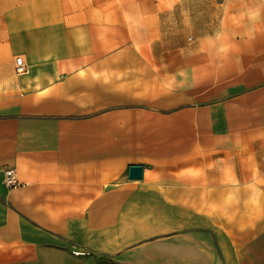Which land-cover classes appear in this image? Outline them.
Instances as JSON below:
<instances>
[{"label": "crops", "instance_id": "crops-1", "mask_svg": "<svg viewBox=\"0 0 264 264\" xmlns=\"http://www.w3.org/2000/svg\"><path fill=\"white\" fill-rule=\"evenodd\" d=\"M95 257L264 264V0H0V264Z\"/></svg>", "mask_w": 264, "mask_h": 264}, {"label": "built area", "instance_id": "built-area-1", "mask_svg": "<svg viewBox=\"0 0 264 264\" xmlns=\"http://www.w3.org/2000/svg\"><path fill=\"white\" fill-rule=\"evenodd\" d=\"M16 64V72L21 73L24 70V66L21 62L20 58L15 60ZM4 182L8 187H15L20 185L17 179L15 178V170L11 168H7L4 170ZM78 254V252H77Z\"/></svg>", "mask_w": 264, "mask_h": 264}, {"label": "water", "instance_id": "water-1", "mask_svg": "<svg viewBox=\"0 0 264 264\" xmlns=\"http://www.w3.org/2000/svg\"><path fill=\"white\" fill-rule=\"evenodd\" d=\"M142 178V167L138 165L130 166L128 169V179L140 180Z\"/></svg>", "mask_w": 264, "mask_h": 264}, {"label": "rangeland", "instance_id": "rangeland-1", "mask_svg": "<svg viewBox=\"0 0 264 264\" xmlns=\"http://www.w3.org/2000/svg\"><path fill=\"white\" fill-rule=\"evenodd\" d=\"M93 264H112V261L106 257H95Z\"/></svg>", "mask_w": 264, "mask_h": 264}, {"label": "trees", "instance_id": "trees-1", "mask_svg": "<svg viewBox=\"0 0 264 264\" xmlns=\"http://www.w3.org/2000/svg\"><path fill=\"white\" fill-rule=\"evenodd\" d=\"M112 264H114V263L112 262Z\"/></svg>", "mask_w": 264, "mask_h": 264}]
</instances>
